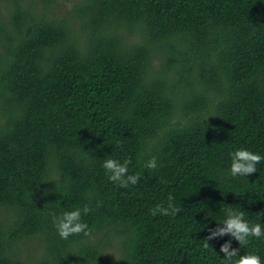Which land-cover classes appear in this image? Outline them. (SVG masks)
<instances>
[{
	"label": "trees",
	"instance_id": "trees-1",
	"mask_svg": "<svg viewBox=\"0 0 264 264\" xmlns=\"http://www.w3.org/2000/svg\"><path fill=\"white\" fill-rule=\"evenodd\" d=\"M241 148L264 157V0H0V264H102L115 237L106 264H226V241L264 264V236L203 248L229 207L264 228ZM169 195L181 211L153 216ZM85 205L92 235L62 239L50 213Z\"/></svg>",
	"mask_w": 264,
	"mask_h": 264
},
{
	"label": "clouds",
	"instance_id": "clouds-1",
	"mask_svg": "<svg viewBox=\"0 0 264 264\" xmlns=\"http://www.w3.org/2000/svg\"><path fill=\"white\" fill-rule=\"evenodd\" d=\"M231 157L230 172L233 177L249 176L250 174L256 173V166L264 159L260 154L245 148L234 151ZM130 163L131 161L129 159H125L124 162L121 163L118 160L109 158L104 161L102 166L109 174L108 179L111 182L118 183L122 188H128L129 185H136L141 179L139 173L129 174L128 165ZM157 166L156 157H152L144 164L145 168L153 170L156 169ZM172 200L173 197L169 195L167 207L157 205L151 210V214L153 216L157 214L162 216L177 215L181 209L176 208L171 203ZM90 210L89 206L85 205L83 209L77 208L73 211L64 212L59 217L50 213L53 223L57 227L59 236L65 240L71 235H79L81 233L86 237H90L92 235V230L87 223L81 220L82 213L87 214ZM259 214L264 216V213ZM226 216L227 218L220 223L223 227L217 226L215 229L209 230V235L205 238L206 242L203 245L204 249L210 248L208 241L225 235L233 237L239 242L240 246L247 245L251 237L259 239L261 236H264V228H262L261 224H250L249 221L245 219L243 211L236 212L229 207L226 210ZM219 251L223 253L226 264H262L261 257L256 253L238 255L239 249L233 248L231 241L223 243Z\"/></svg>",
	"mask_w": 264,
	"mask_h": 264
},
{
	"label": "rangeland",
	"instance_id": "rangeland-1",
	"mask_svg": "<svg viewBox=\"0 0 264 264\" xmlns=\"http://www.w3.org/2000/svg\"><path fill=\"white\" fill-rule=\"evenodd\" d=\"M159 61V59H157ZM0 215L2 218H6L8 213H6V210L4 207H0ZM119 238L115 237L110 245H108V248L105 250V262L103 261L102 264H106L112 260L116 255L119 254ZM20 253L22 257H38L43 256V249L41 247V240L38 236H36L34 239L29 240L28 242H25L20 246Z\"/></svg>",
	"mask_w": 264,
	"mask_h": 264
}]
</instances>
